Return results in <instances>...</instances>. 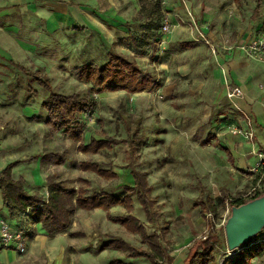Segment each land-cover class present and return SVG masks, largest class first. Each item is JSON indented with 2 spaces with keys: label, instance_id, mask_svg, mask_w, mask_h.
I'll return each mask as SVG.
<instances>
[{
  "label": "rangeland",
  "instance_id": "rangeland-1",
  "mask_svg": "<svg viewBox=\"0 0 264 264\" xmlns=\"http://www.w3.org/2000/svg\"><path fill=\"white\" fill-rule=\"evenodd\" d=\"M257 4L0 0V172L14 161L24 162L13 178L24 176L25 189L47 200L48 177L68 188H78L82 178L90 182V193L122 197V187L134 185L135 169L147 175L153 189L155 223H148L135 196L132 210L118 207L110 213L137 217L148 235L158 234L164 264H183L194 242L210 234L217 239L216 264L237 260L240 250L228 251L227 220L233 207L264 194V0L258 18ZM108 51L134 61L161 86L134 95L97 96L95 111L79 118L83 142L114 138L131 145L86 156L66 134H50L43 109L48 92L15 65L41 68L56 92L84 97L89 86L78 81L77 69L104 65ZM228 86L239 88L242 96L230 98ZM30 88L37 95L25 100ZM232 134L237 138L233 163L223 146ZM84 161L112 169L118 178L106 181L81 172ZM37 164L38 186L32 171ZM201 199L219 205L218 214L204 216ZM0 220L24 232L27 248L25 253L0 250V264H151L104 250L110 238L146 246L100 210H77L68 232L48 237L28 215L8 207L0 190ZM263 240L264 229L250 246ZM250 264H264V253Z\"/></svg>",
  "mask_w": 264,
  "mask_h": 264
},
{
  "label": "trees",
  "instance_id": "trees-1",
  "mask_svg": "<svg viewBox=\"0 0 264 264\" xmlns=\"http://www.w3.org/2000/svg\"><path fill=\"white\" fill-rule=\"evenodd\" d=\"M254 12L259 17L262 0H257ZM135 43V41H133ZM137 44V42L135 43ZM16 68L31 79L37 86L48 92V97L43 104L47 112V125L50 134L64 133L68 138L78 143V151L84 155H98L104 151L122 145H131L129 140H117L114 138L95 139L91 138L89 143L83 142L84 126L79 118L87 113H93L97 107V96L106 93L124 92L127 94H140L152 92L161 85L151 73H146L134 62L113 51H108L107 61L102 66L84 64L77 69V79L82 84L88 85L87 95L81 97L79 94H61L54 90L50 79L43 74L41 68L35 71L29 70L19 64ZM37 91L29 89L24 99L28 100ZM232 136H235L232 134ZM211 141H209L210 143ZM208 143V144H209ZM228 160L233 163L234 157L230 151H226ZM33 162V161H31ZM21 161L8 164L0 172V190L4 203L13 210L28 215L32 224L41 225L42 230L48 237L68 232L72 225V218L77 210L93 212L101 210L107 213L108 219L114 224L124 227L133 235L142 239L144 247L132 246L123 239L110 238L104 250L117 251L126 254L128 258L147 259L151 264H164L165 253L161 246V238L158 234L148 235L143 223L132 215L112 217L110 210L114 207H124L126 210L133 209V197L143 209L148 223H155L154 201L151 198L152 187L147 175L135 169L131 170L134 186H123L125 195L122 197L105 193H90L88 187L90 182L82 178L78 179V188H68L61 182H56L53 177H48V198L44 200L37 194L31 195L25 189L23 179L15 180L12 177L13 169ZM83 172L93 173L96 176L111 181L117 179V174L112 169H102L99 163L84 161L78 166ZM224 199L227 200V197ZM198 205L204 216L218 214L219 205L213 200H199ZM225 201L221 203L225 209ZM217 239L209 235L205 240L199 239L187 250L183 264H216L215 244ZM264 253V240L251 245H245L239 252V258L225 264H250V261ZM115 264H124L116 262Z\"/></svg>",
  "mask_w": 264,
  "mask_h": 264
},
{
  "label": "water",
  "instance_id": "water-1",
  "mask_svg": "<svg viewBox=\"0 0 264 264\" xmlns=\"http://www.w3.org/2000/svg\"><path fill=\"white\" fill-rule=\"evenodd\" d=\"M264 229V194L253 201L232 208L225 225L228 251L240 250Z\"/></svg>",
  "mask_w": 264,
  "mask_h": 264
},
{
  "label": "built area",
  "instance_id": "built-area-1",
  "mask_svg": "<svg viewBox=\"0 0 264 264\" xmlns=\"http://www.w3.org/2000/svg\"><path fill=\"white\" fill-rule=\"evenodd\" d=\"M228 91L230 98H240L242 92L239 88H232L228 86ZM86 117L89 116V113L85 114ZM240 132H234L233 134H239ZM205 237L204 239H206ZM8 249L17 251L19 253H25L26 244L24 238V232L20 229H13L12 226H9L5 220H0V250Z\"/></svg>",
  "mask_w": 264,
  "mask_h": 264
},
{
  "label": "crops",
  "instance_id": "crops-1",
  "mask_svg": "<svg viewBox=\"0 0 264 264\" xmlns=\"http://www.w3.org/2000/svg\"><path fill=\"white\" fill-rule=\"evenodd\" d=\"M104 17V16H103ZM105 19H107L109 22H113L112 21V19H109L107 16H105L104 17ZM230 141H232V143L230 142ZM236 141H237V138L235 139V137L234 136H230L229 137V140L227 141V144L228 145H223L226 149H225V153H226V151H230V153L233 155V146L235 145V143H236ZM89 143V142H88ZM87 144V143H86ZM232 144V145H231ZM235 147V146H234ZM80 153V152H79ZM84 155V154H83ZM86 156H92V155H86ZM96 156V155H95ZM93 157V156H92ZM233 157H234V155H233ZM15 162V161H14ZM90 162V161H89ZM25 163H31V162H25ZM34 163V162H33ZM97 163V162H96ZM21 164H24V162H22L21 161V163L18 165V166H16L14 169H13V171H12V177L14 176V173H16L17 171H15ZM101 167V166H100ZM35 169H32V171L34 172V174H33V180H34V184L36 185V186H38V164L36 165V167H34ZM37 169V170H36ZM81 172H83V171H81ZM84 173H88V172H84ZM116 173V172H115ZM91 174H93V173H91ZM95 175V174H94ZM118 176V175H117ZM98 177V176H97ZM100 178V177H99ZM19 179H23L24 181H26L27 182V179L24 177V176H17V179H15V180H19ZM102 179V178H101ZM85 180V179H84ZM115 180V179H114ZM132 181H133V184H134V179H133V177H132ZM134 186V185H133ZM33 190V189H32ZM46 190H47V188H46ZM47 193H48V190H47ZM116 196V195H115ZM118 207H121V206H118ZM118 207H114V208H112L111 210H113V209H115V208H118ZM111 210H110V212H111ZM101 211V210H100ZM103 212V211H102Z\"/></svg>",
  "mask_w": 264,
  "mask_h": 264
},
{
  "label": "bare ground",
  "instance_id": "bare-ground-1",
  "mask_svg": "<svg viewBox=\"0 0 264 264\" xmlns=\"http://www.w3.org/2000/svg\"><path fill=\"white\" fill-rule=\"evenodd\" d=\"M229 252H231V251H229Z\"/></svg>",
  "mask_w": 264,
  "mask_h": 264
}]
</instances>
